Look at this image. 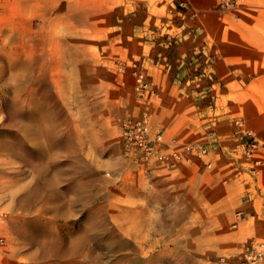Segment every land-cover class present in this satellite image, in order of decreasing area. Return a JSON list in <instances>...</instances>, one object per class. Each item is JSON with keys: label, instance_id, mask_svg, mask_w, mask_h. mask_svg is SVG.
<instances>
[{"label": "rangeland", "instance_id": "rangeland-1", "mask_svg": "<svg viewBox=\"0 0 264 264\" xmlns=\"http://www.w3.org/2000/svg\"><path fill=\"white\" fill-rule=\"evenodd\" d=\"M144 114L212 165L131 162ZM0 264H264V0H0Z\"/></svg>", "mask_w": 264, "mask_h": 264}, {"label": "built area", "instance_id": "built-area-1", "mask_svg": "<svg viewBox=\"0 0 264 264\" xmlns=\"http://www.w3.org/2000/svg\"><path fill=\"white\" fill-rule=\"evenodd\" d=\"M136 90L142 96L150 98L158 97L159 93L146 77V75H136ZM242 126L241 120L235 123ZM120 144L125 156L136 165L149 167L153 163L160 162L171 170H191L198 163L211 166L212 162L207 160L209 148L207 145L196 142H180L176 137H169L165 129L159 124H153L147 115L138 117H124L120 119ZM253 140L246 141L242 138L239 147L242 155L251 159L255 165H261L263 159L256 156L260 150V144L252 132H247ZM244 209L235 212L233 225L236 226L243 218Z\"/></svg>", "mask_w": 264, "mask_h": 264}]
</instances>
